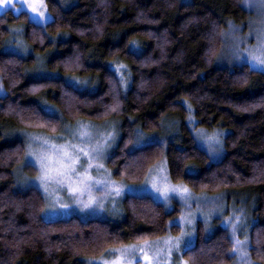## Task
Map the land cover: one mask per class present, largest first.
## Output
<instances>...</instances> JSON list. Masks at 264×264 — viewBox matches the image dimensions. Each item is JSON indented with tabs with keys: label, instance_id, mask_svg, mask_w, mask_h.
Returning a JSON list of instances; mask_svg holds the SVG:
<instances>
[{
	"label": "trees",
	"instance_id": "16d2710c",
	"mask_svg": "<svg viewBox=\"0 0 264 264\" xmlns=\"http://www.w3.org/2000/svg\"><path fill=\"white\" fill-rule=\"evenodd\" d=\"M44 1L45 25L25 11L0 14V264H86L178 232L170 224L177 204L148 195L123 198L113 220L44 218L42 192L14 177L26 151L21 131L54 135L79 120L117 124L114 178L138 183L165 157L173 183L222 195L248 218L250 258L264 263V73L218 63L224 30L251 18L242 0ZM17 33L22 49L7 51ZM191 117L224 132L218 161L196 142ZM152 134L158 139L138 145ZM22 169L37 174L31 164ZM233 248L228 229L198 230L183 256L231 264Z\"/></svg>",
	"mask_w": 264,
	"mask_h": 264
},
{
	"label": "rangeland",
	"instance_id": "374dc122",
	"mask_svg": "<svg viewBox=\"0 0 264 264\" xmlns=\"http://www.w3.org/2000/svg\"><path fill=\"white\" fill-rule=\"evenodd\" d=\"M242 5L251 12V18L245 25L230 23L224 30L218 63L225 66L247 64L264 73V65L259 64V60H264V3L242 0ZM8 9L15 13L25 11L38 25H45L52 18L44 0H11L10 4H0V14ZM17 34L18 47L16 43L10 44L7 51L22 49L21 35ZM4 94L0 80V97ZM191 118L193 121L189 120V125L196 142L211 161H218L223 154L224 132L198 127L194 117ZM21 137L26 151L23 163L14 170V177L19 185L36 187L42 192L46 220L73 216L84 220H113L119 216L123 198L130 195L151 196L168 209L175 204L179 207V214L170 222L179 227L177 233L169 231L163 237L109 249L101 256L88 258L86 264H188L183 252L195 244L198 230L208 235L217 227L228 229L233 240L231 264H264L250 258L245 214L228 206L222 195L195 193L184 183H173L165 157L151 166L138 183L114 178L109 159L119 138L115 122L79 120L67 124L54 135L21 131ZM157 139V135L152 134L138 145ZM26 163L37 169L35 176L24 173L22 167Z\"/></svg>",
	"mask_w": 264,
	"mask_h": 264
},
{
	"label": "snow or ice",
	"instance_id": "6c2138e0",
	"mask_svg": "<svg viewBox=\"0 0 264 264\" xmlns=\"http://www.w3.org/2000/svg\"><path fill=\"white\" fill-rule=\"evenodd\" d=\"M262 3H264V0H261ZM11 0H0V4H10ZM259 64L264 65V60H259ZM214 139V138H209ZM237 243H241L240 241H237Z\"/></svg>",
	"mask_w": 264,
	"mask_h": 264
}]
</instances>
